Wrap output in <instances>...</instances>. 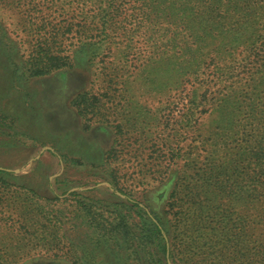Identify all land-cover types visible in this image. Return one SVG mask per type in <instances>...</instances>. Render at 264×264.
I'll return each mask as SVG.
<instances>
[{"label": "rangeland", "instance_id": "374dc122", "mask_svg": "<svg viewBox=\"0 0 264 264\" xmlns=\"http://www.w3.org/2000/svg\"><path fill=\"white\" fill-rule=\"evenodd\" d=\"M258 131L264 0H0V264H264Z\"/></svg>", "mask_w": 264, "mask_h": 264}, {"label": "trees", "instance_id": "16d2710c", "mask_svg": "<svg viewBox=\"0 0 264 264\" xmlns=\"http://www.w3.org/2000/svg\"><path fill=\"white\" fill-rule=\"evenodd\" d=\"M258 136H259V142L261 143V144H263V137H264V133H263V131H258ZM257 146V147H256ZM248 147H252L253 149H255L253 152H252V156L255 158V159H253V162H255V163H258V165H255V164H250V165H254V166H262V165H264V147L262 146V145H253L251 142L249 143V145H248ZM247 150H248V152L249 153H251V149L250 148H247ZM249 156V155H248ZM251 158L252 157H250V160H251ZM250 165H248L247 167H246V170L249 168V167H252L253 168V170H255V168L253 167V166H250ZM261 169H264V166L261 168ZM135 205H138V206H140V203L139 202H135V201H132ZM146 213H147V215H148V218H149V220H150V224H151V226H152V228H153V231H154V233L155 234H157V235H159L160 236V238H161V240H162V253H163V256L165 257V258H169L170 257V251L168 252V254H167V249H168V241H167V239H165L164 237H163V235H162V228H161V223L158 221V219H156V217L152 214V213H150V212H148V211H146ZM153 218H155L156 220L154 221V219ZM260 235H261V240H262V244L260 245L261 246V249H259L258 250V253H257V255H258V257L260 258V259H263L264 260V230L263 231H261V233H260Z\"/></svg>", "mask_w": 264, "mask_h": 264}]
</instances>
